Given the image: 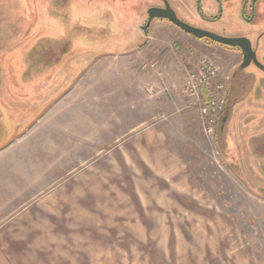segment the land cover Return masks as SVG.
<instances>
[{
    "label": "rangeland",
    "instance_id": "1",
    "mask_svg": "<svg viewBox=\"0 0 264 264\" xmlns=\"http://www.w3.org/2000/svg\"><path fill=\"white\" fill-rule=\"evenodd\" d=\"M161 3L0 0V264H264V109L250 104L264 99L263 73L244 68L255 87L227 109L216 136L205 135L183 90L201 58L165 43V29L139 28ZM148 34L171 65L155 75L153 48L130 58L141 92L158 90L141 100L143 125L167 137L154 158L139 155L152 154V143L136 149L140 104H122L129 82L106 66ZM217 54L226 59V87L233 62ZM82 76L81 85L91 83L92 142L21 138ZM22 143L35 145L34 154L16 159ZM27 166L56 171L36 186L16 174Z\"/></svg>",
    "mask_w": 264,
    "mask_h": 264
},
{
    "label": "crops",
    "instance_id": "2",
    "mask_svg": "<svg viewBox=\"0 0 264 264\" xmlns=\"http://www.w3.org/2000/svg\"><path fill=\"white\" fill-rule=\"evenodd\" d=\"M154 27L155 30H157L159 33L163 29L166 31L173 33L176 35V38L169 37L167 34H165L164 39L165 43L168 41H171L172 45H174L175 49H179L180 47L183 48V51L186 55L191 56L193 60H196L198 58L202 57H210L216 61V64L220 67L221 73H223L224 67L226 65V59L223 60L220 58L221 56L217 53L224 52L228 56V59L231 61L230 69L228 71V78L231 73V70L233 69L234 65L236 64V61L233 60L230 51L226 47H222L219 45H210L206 44L203 41H199L196 39H193L192 37L185 35L184 33L178 31V29L174 28L171 26L169 23L166 21H155L154 23L151 24L149 31ZM153 40L155 42H153ZM162 44L157 39H153L152 37L149 36L146 37L145 40V45L141 48H136L135 50L131 52H127L125 54H121L117 57L118 60L120 58H123L120 62L117 61H109L107 63V67L110 68V70L116 74L120 79H125V82L123 84H126V81H128L131 86L126 85L127 88H129V93L130 97H122V104L128 103L130 105H135V104H140L138 105V113L135 116V120L133 122V126L135 128L139 127V137L136 138V149L139 151H142V146L140 142H147L148 144L152 143V150H150L151 153H143L139 154L140 157L144 158H154L158 156H162L160 153V149L156 147L157 143H164L167 141L166 134L163 132V130L158 131V128H155L153 125L150 126H144L143 124H146V118L142 120L141 118V100H145L146 96L145 94L148 93H143L141 92V81H140V76L139 74H134V68L131 67L130 65V58L134 59L135 55H138L136 53L139 52H144L147 48H153L152 52L153 55L150 59L154 58V61H156L155 66H151L150 70L158 76H161V73H164L163 70L166 68H170L171 65H168L167 62L165 61L167 59V55L165 56V53L168 52L167 48H163L162 51H160V45ZM178 46V47H177ZM225 48V49H224ZM195 49V50H194ZM222 49V50H221ZM227 50V51H226ZM192 51V52H191ZM195 51V52H194ZM166 57V58H165ZM196 57V58H194ZM189 58V59H191ZM54 59V58H53ZM193 60H189L188 63L194 62ZM117 62V63H116ZM166 62V63H165ZM228 64V63H227ZM139 66V64H138ZM141 69L146 71H150L149 68L145 67L144 65H141ZM139 69V68H138ZM85 77H81L74 85L73 87L65 92L61 96V98L55 102L53 105H51L43 114L39 116L38 119L35 120V122L28 128L26 129L25 132H23L21 135H23L21 138H25L26 136L28 139H33L35 136H42L44 137L45 142H50L53 140V138L60 139L61 141L63 140H79L82 141L84 140V144H87L85 142H89V144L92 142V131H93V104L89 103V98H88V93L90 90V82H85L83 81L84 84L82 83V80H84ZM220 79V77H219ZM228 84V80L226 82V86ZM83 90V93H80V91ZM160 90V89H159ZM79 92V94H78ZM128 92V91H127ZM127 92H124L123 94L126 95ZM150 96H154L157 94V86H151V88L148 89ZM108 94V92L106 93ZM148 94V95H149ZM132 100V101H131ZM246 105V104H245ZM96 107V106H95ZM107 105L104 106L101 100V110H107ZM239 108V107H237ZM144 115H147V112L143 111ZM225 116V115H224ZM223 116V119L225 117ZM107 114L104 115V113H101V118L102 120L106 119ZM102 126V125H101ZM100 126V127H101ZM144 126V127H141ZM102 128V127H101ZM102 130V129H101ZM105 131V129H104ZM78 138H77V137ZM20 139V138H19ZM19 139L16 138L13 141H19ZM57 141V140H56ZM48 146L50 147L49 144H45L43 149H47ZM21 147V148H19ZM42 147V146H41ZM151 149V144L149 145ZM18 150L16 151V159L22 158L24 156H29L30 154L29 151L35 149V145L31 144H25L22 143L21 145L18 146ZM7 149H2L0 151H6ZM34 154V152L32 153ZM31 154V155H32ZM20 155V157H19ZM43 168V169H42ZM42 168H34L32 166H27L24 168H18L16 169V174H18L21 178L22 181H25L26 183H29L30 181L35 184L36 186L38 184H44L46 181V177H50V175L55 172V169H46L44 167ZM6 173H9V171L6 170ZM9 204V203H7ZM10 204H13L10 202Z\"/></svg>",
    "mask_w": 264,
    "mask_h": 264
},
{
    "label": "flooded vegetation",
    "instance_id": "3",
    "mask_svg": "<svg viewBox=\"0 0 264 264\" xmlns=\"http://www.w3.org/2000/svg\"><path fill=\"white\" fill-rule=\"evenodd\" d=\"M161 1L162 3L160 5L152 7H164V2L163 0ZM167 2L175 12L176 16L188 25L223 37L247 38L255 53L256 61L264 67V29L260 26L261 23L264 24V0H167ZM156 20L166 21L171 26L179 29L185 35H188L193 39L203 41L206 44L219 45L228 48L233 60L236 61V64L231 70L228 78L225 104L223 111L221 112L223 116L226 114L228 108H232L231 104L247 99L250 91L255 87L254 81H256V78L253 74H246L244 72L245 67H241L244 55L240 48L229 47L206 37L197 38L183 31L167 19H153L147 30ZM146 21L143 25L139 26L141 30L146 24ZM236 22L240 25L236 24ZM147 30L146 32L142 31L147 34ZM250 65H253L255 68L262 71L263 76H257V78L259 79V85L264 87V69L258 67L252 59L246 67ZM255 92L258 95L261 94V90L259 89L255 90ZM231 99L234 100L230 102ZM259 100L261 101L250 102V104L260 106L264 109V99L262 98ZM222 121L223 118L218 125L219 129L222 126Z\"/></svg>",
    "mask_w": 264,
    "mask_h": 264
},
{
    "label": "built area",
    "instance_id": "4",
    "mask_svg": "<svg viewBox=\"0 0 264 264\" xmlns=\"http://www.w3.org/2000/svg\"><path fill=\"white\" fill-rule=\"evenodd\" d=\"M221 75L215 61L202 57L195 69L189 70L185 76L184 94L202 116L203 132L210 138L215 135L217 119L225 104L226 87L219 82ZM203 88L210 92L207 100L203 96Z\"/></svg>",
    "mask_w": 264,
    "mask_h": 264
},
{
    "label": "water",
    "instance_id": "5",
    "mask_svg": "<svg viewBox=\"0 0 264 264\" xmlns=\"http://www.w3.org/2000/svg\"><path fill=\"white\" fill-rule=\"evenodd\" d=\"M164 2V7H150L147 10V21L146 24L142 27V30L146 32L150 22L157 18V19H167L176 26H178L180 29L183 31L197 37V38H209L212 39L213 41H216L220 44H224L229 47H238L241 49L243 52V61L241 63V67H246L251 59L254 61V63L264 69L263 66L260 65L255 59V53L251 48V43L247 38H242V37H234V38H228V37H223L217 34H214L212 32H208L196 27H193L191 25H188L181 21L173 11V9L170 7L169 3L167 0H163ZM223 116L220 117L219 123L222 120ZM226 119H223L225 121Z\"/></svg>",
    "mask_w": 264,
    "mask_h": 264
},
{
    "label": "trees",
    "instance_id": "6",
    "mask_svg": "<svg viewBox=\"0 0 264 264\" xmlns=\"http://www.w3.org/2000/svg\"><path fill=\"white\" fill-rule=\"evenodd\" d=\"M144 45H145V41L142 42V43L139 45L138 48H141V47H143ZM202 93H203V95L206 97V100H207V99H208V96H209V90H208L207 88H203V89H202ZM217 126H218V124H217ZM217 131H218V129L216 130V134H217ZM216 134H215V136H216Z\"/></svg>",
    "mask_w": 264,
    "mask_h": 264
}]
</instances>
